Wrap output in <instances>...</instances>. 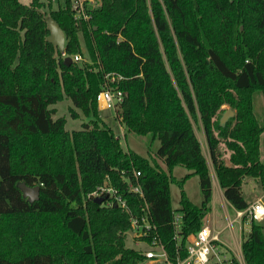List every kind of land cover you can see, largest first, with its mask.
<instances>
[{
	"label": "trees",
	"instance_id": "1",
	"mask_svg": "<svg viewBox=\"0 0 264 264\" xmlns=\"http://www.w3.org/2000/svg\"><path fill=\"white\" fill-rule=\"evenodd\" d=\"M72 2L47 12L42 0H0V264L143 262L126 244L129 214L88 198L106 181L135 215L148 204L174 256L172 183L182 191L185 237L212 211L211 169L237 210L248 207L246 178L264 193V123L255 112L256 95L264 96V0H100L87 21L74 18ZM50 18L65 33L64 51L47 40ZM62 52L89 62L67 65ZM109 73L126 77L118 83L127 92L121 124L159 141L155 157L126 151L102 120L97 97ZM64 99L73 119L78 110L89 119L82 129L54 119L50 106ZM225 106L235 114L221 125ZM179 166L189 171L180 182ZM134 172L145 200L128 191ZM197 176L198 205L183 189ZM20 183L38 186L39 200L25 199ZM242 240L246 264H264V225L253 223Z\"/></svg>",
	"mask_w": 264,
	"mask_h": 264
},
{
	"label": "built area",
	"instance_id": "2",
	"mask_svg": "<svg viewBox=\"0 0 264 264\" xmlns=\"http://www.w3.org/2000/svg\"><path fill=\"white\" fill-rule=\"evenodd\" d=\"M100 0H73L72 9L76 20H89L88 7L97 6ZM64 59L68 58L65 52H62ZM74 62H87L88 60L80 54L71 57ZM120 74L109 73L105 77V85L97 97V107L101 111H113L120 125V133L117 137L124 138V125L121 124L122 104L124 103L127 92L118 88V83L124 81ZM116 84V86H113ZM136 182L127 179L128 191L138 194L145 200L142 184L139 181L140 173L134 172ZM98 197L107 198V206L116 203L124 212L130 216V231L132 238L138 246L144 244L146 249L142 251L144 260L139 264H246L242 252V237L250 233L252 224H264V193L256 200L249 202L247 209L237 210L235 219L228 220L229 227L233 230L235 222L240 224V236L238 242H241L238 249L233 250L221 239L222 231L215 230L210 224L205 225L198 233L185 237L182 235L183 230V213L175 211L171 225L173 226V241L176 244L174 256H171L167 246L162 243L157 226L153 222L151 211L145 202L141 215H135L129 208L127 201L118 193V191L108 185L106 181L98 187L88 198L95 199ZM242 227V228H241ZM239 254V257L236 254ZM185 254V255H183Z\"/></svg>",
	"mask_w": 264,
	"mask_h": 264
},
{
	"label": "rangeland",
	"instance_id": "3",
	"mask_svg": "<svg viewBox=\"0 0 264 264\" xmlns=\"http://www.w3.org/2000/svg\"><path fill=\"white\" fill-rule=\"evenodd\" d=\"M25 4H29L31 0H21ZM45 2V9L48 12L51 9V6L54 8L59 3L64 4L65 0H42ZM89 62V59L86 58ZM82 62H80L81 64ZM255 112L258 115V119L264 123V96L259 93L255 97ZM73 107L72 103L68 99H64L63 101L57 102V104L51 105L50 108L55 110L54 119H58V117H66L67 118V124L66 129L69 132H73L75 130H80L83 128V123H87L89 121L88 118H86L80 110H78L81 114V117L79 119H73L70 114V108ZM225 110L231 109L228 106L224 107ZM100 116L102 120L111 126L114 130L116 135L120 133V125L118 124V120L115 117V113L113 111H101L99 109ZM197 134L199 138L202 141L204 153L207 157L209 155L207 154V146H206V139L204 138L203 131L201 129L200 125H197ZM124 138H120L121 144L123 148L128 151L132 150L139 154L142 157H155L159 147L160 142L155 141L153 142L149 135L146 136H137L133 133L126 132V128L124 127ZM262 140H261V154L262 159L264 161V133L262 134ZM228 155V154H227ZM210 160V159H209ZM227 162L229 163V155L227 156ZM163 164V163H161ZM188 170L182 166L176 167L174 169L173 174L175 175L178 182H180L181 179L185 175L188 174ZM212 178L215 181V184L217 183V177L215 175V172L212 171ZM184 191L187 192L190 199L194 204L198 205L203 200V192L200 188V180L199 177H192L188 179L184 186ZM243 189V195L246 200V202L249 204V202H252L256 200L257 198L261 197L263 195V191L260 185V182L256 178L248 177L244 180V184L242 186ZM171 191V201H172V208H174L175 211L180 209L179 202H180V196H181V188L179 187L178 183H172L170 186ZM216 192V191H215ZM215 210L210 212L209 218L211 219L214 217L216 220L217 227L221 229V239L228 244V246L233 250V248L238 249V236H240V224L235 222L233 226V230L229 227L228 220H233L236 217L235 208L233 206H230L229 204L224 205L220 201H216ZM206 222V220L204 221ZM264 225V224H263ZM242 228V227H241ZM127 239L126 244L128 247H132L135 249H146L147 246L144 244H140L139 246L135 244V240L132 238V234L127 232ZM237 257H239V254H236Z\"/></svg>",
	"mask_w": 264,
	"mask_h": 264
},
{
	"label": "water",
	"instance_id": "4",
	"mask_svg": "<svg viewBox=\"0 0 264 264\" xmlns=\"http://www.w3.org/2000/svg\"><path fill=\"white\" fill-rule=\"evenodd\" d=\"M49 30L51 32L50 36L47 38V40L53 44L54 46H57L61 51H64L65 45H66V40H65V33L61 26L54 21L53 19H48L47 21ZM73 60L71 57H68L65 59V64L71 65L73 64ZM234 111L232 109L227 110L223 116L221 117V125H225L229 118L234 116ZM20 190L22 191L23 196L25 199L27 198L30 203H34L35 201H38L40 198V188L37 187H29L28 185L24 183H20L18 185ZM105 198L103 197H98L95 198V202L98 204H102L104 202Z\"/></svg>",
	"mask_w": 264,
	"mask_h": 264
},
{
	"label": "crops",
	"instance_id": "5",
	"mask_svg": "<svg viewBox=\"0 0 264 264\" xmlns=\"http://www.w3.org/2000/svg\"><path fill=\"white\" fill-rule=\"evenodd\" d=\"M174 172V170H173ZM212 190H213V196H212V202H211V207H212V211L213 209L215 208V203L216 201H220L223 205L224 203L225 204H229L227 202V200L225 199V196H224V192H223V189L220 188L219 186V183H218V180H217V183L215 184V181L214 179L212 178ZM216 191V192H215ZM189 196V195H188ZM194 203V202H193ZM215 210V209H214ZM210 215H208L206 217V223L210 224L215 230H218V231H221V229H219L217 227V224H216V220L214 219V217H212L211 219L209 218ZM240 244L241 242L238 243L239 247H240ZM235 249V248H234ZM236 250V249H235Z\"/></svg>",
	"mask_w": 264,
	"mask_h": 264
}]
</instances>
